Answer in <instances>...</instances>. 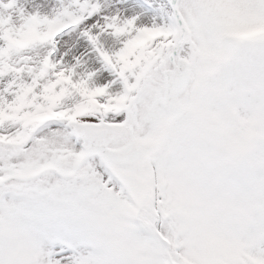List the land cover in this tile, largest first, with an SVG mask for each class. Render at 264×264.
<instances>
[{"label":"snow or ice","instance_id":"obj_1","mask_svg":"<svg viewBox=\"0 0 264 264\" xmlns=\"http://www.w3.org/2000/svg\"><path fill=\"white\" fill-rule=\"evenodd\" d=\"M0 0V264H264V0Z\"/></svg>","mask_w":264,"mask_h":264},{"label":"rangeland","instance_id":"obj_2","mask_svg":"<svg viewBox=\"0 0 264 264\" xmlns=\"http://www.w3.org/2000/svg\"><path fill=\"white\" fill-rule=\"evenodd\" d=\"M37 4L43 5L47 9H51L53 7L52 0H29V8Z\"/></svg>","mask_w":264,"mask_h":264}]
</instances>
